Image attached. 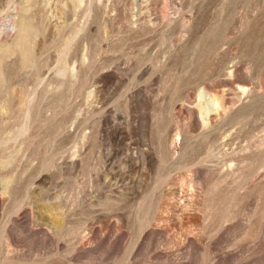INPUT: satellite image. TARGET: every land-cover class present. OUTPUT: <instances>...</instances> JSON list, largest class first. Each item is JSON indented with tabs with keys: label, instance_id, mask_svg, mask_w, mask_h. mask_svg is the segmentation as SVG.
Segmentation results:
<instances>
[{
	"label": "rangeland",
	"instance_id": "1",
	"mask_svg": "<svg viewBox=\"0 0 264 264\" xmlns=\"http://www.w3.org/2000/svg\"><path fill=\"white\" fill-rule=\"evenodd\" d=\"M0 264H264V0H0Z\"/></svg>",
	"mask_w": 264,
	"mask_h": 264
},
{
	"label": "bare ground",
	"instance_id": "2",
	"mask_svg": "<svg viewBox=\"0 0 264 264\" xmlns=\"http://www.w3.org/2000/svg\"><path fill=\"white\" fill-rule=\"evenodd\" d=\"M20 25H24V27L25 26H28V19L26 20L25 18L24 19H21V21H20V23H19ZM22 37H24V36H22ZM25 40V39H24ZM25 51H26V56L25 57H27V55H28V50L27 49H25Z\"/></svg>",
	"mask_w": 264,
	"mask_h": 264
}]
</instances>
